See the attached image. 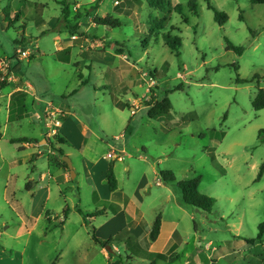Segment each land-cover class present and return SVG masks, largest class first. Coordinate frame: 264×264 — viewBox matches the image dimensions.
I'll use <instances>...</instances> for the list:
<instances>
[{
  "label": "crops",
  "instance_id": "obj_1",
  "mask_svg": "<svg viewBox=\"0 0 264 264\" xmlns=\"http://www.w3.org/2000/svg\"><path fill=\"white\" fill-rule=\"evenodd\" d=\"M18 1L25 3L30 18H34L38 23V32L35 41L33 37H30V40L36 44V51H33L30 49L33 42L25 39L28 28L25 24H21L25 19L24 13L18 11L16 7L10 8L11 2H7L2 11L4 22L0 28L9 29L11 27L9 20L21 24L22 39L17 43L19 46L16 52L20 47L25 48L24 50L32 54L30 58L35 56L34 54L38 55V58L33 57L35 62L43 61L42 57L46 56V53L41 50L40 40L43 37H40L55 33L54 50L50 55L62 65L64 70L73 72L70 68L73 67V74L77 75V82L60 97L64 100L67 97H79L82 92L93 89L95 93H104V97L109 98L107 102H110L111 106H109V113L106 112L108 121L118 113L121 114V120H124L122 114L127 112L126 102L133 105L135 100L132 101L131 98L124 100L127 98L125 95L124 98H121V95L115 96L113 86L124 89L130 84L138 85L142 82V71L136 63L130 62L125 53L127 36L116 34L113 32L115 29L97 26L94 19L114 17L121 22L120 27L124 20L131 19L137 23L136 36L144 35V32L150 31L149 21L147 30L140 28L142 24L144 25L141 23L140 13L145 5L144 1L52 0L62 5V14L54 18L52 26L44 19L47 0L36 2L14 0L13 2ZM145 1L150 8H153L150 0ZM63 3L69 6L68 22L74 24L75 17L78 14L82 16L78 21L79 29L76 34L67 29L63 18ZM177 3V1L174 2V6L179 5ZM9 10L14 19H11ZM147 44V47L143 46L145 53L149 51V42ZM98 54L99 57H97ZM105 58L107 62L104 61ZM22 60L16 59L17 63L10 60L9 64H6L7 61L4 59L0 61V70L9 65L11 74L7 84V87L11 89L10 92L5 96L4 90L7 87L0 90V163L1 167L4 164L9 167L8 173L3 177L5 179L4 197L17 219L12 221V225H8L5 221L0 225L1 228L7 225L6 229L0 231V264H127L121 260L122 256V258L130 256L133 264H150L154 256L158 254L167 256L178 254V257L173 262L158 260L156 264H219L223 260H226L227 264H264V250L262 253L255 252L261 244L264 247V238L262 242L249 244L246 241L248 238L241 233L245 225L247 209H240L239 216L233 220L231 218H235V215H228L227 212L220 214L217 222L230 217L226 226L232 235L234 233L235 235L232 239L220 241V247H217L215 241H207L204 235L199 234L201 232L199 226L205 225V222H202L205 221L204 217L212 215L213 211L205 213L199 209L200 211L197 212L195 208L183 202L182 194L178 196L169 188L172 184L176 185L175 183L163 181L161 177L163 170L159 169L167 158L157 157L152 163L142 160L145 159L143 157L139 159L141 163L150 164L155 177L160 178L156 185L150 173L142 172L136 177L134 168L138 162L136 154L130 153L122 162L115 158L116 155L128 150L126 147L120 149L115 143L107 142L105 138L113 140L119 138L116 141L121 139L125 141L129 128L83 126L77 118L78 108L60 102L56 105L50 103L43 109L42 115L40 113L34 115L36 120L44 123L45 126L40 128L38 136L31 137L20 133L9 137L7 134L9 125L24 123L29 115L26 106L29 96L34 101H38L33 86L18 75V72H21L20 61ZM95 62H103L105 65L102 68L100 64H97L100 66V70L97 71L94 68ZM92 75L100 76L102 79ZM77 100L79 98H74L75 102ZM2 104L5 106L3 107ZM3 108L6 112L4 124L1 120ZM156 119L172 123L171 114ZM125 123L126 118L124 126ZM21 139L29 141L11 142ZM3 143L17 146L18 155L14 161L6 159L2 154ZM136 145L133 143L135 153L147 151L146 147ZM57 150L64 151L65 156L71 159L75 179H72L68 165L67 167L63 165L65 162ZM17 165L28 166L27 173L23 175L24 186L26 187L27 182L31 183L32 190H26L28 193H22V187L12 188L13 179L19 178L14 168ZM111 165L117 180L115 191L110 189L108 182ZM29 168L32 169L31 172ZM186 179L192 178L186 177ZM182 180L177 179V181ZM229 199L233 201L232 198ZM53 200L56 204L51 207L50 203ZM243 202L245 203L246 200ZM66 208L69 211L67 216H64ZM97 210L103 213L91 218L86 217ZM158 214L162 215L161 232L158 239L151 242L149 231ZM197 215L202 218L199 223H197ZM92 228L100 240L113 239L109 245L112 252L93 240ZM38 229H41V236L44 237L40 242L41 245H48V240L51 241L44 263L34 260L28 252L27 243L23 244V248L15 245L16 239L29 240ZM125 230L134 239L129 242L126 239L116 240L115 237Z\"/></svg>",
  "mask_w": 264,
  "mask_h": 264
},
{
  "label": "rangeland",
  "instance_id": "obj_2",
  "mask_svg": "<svg viewBox=\"0 0 264 264\" xmlns=\"http://www.w3.org/2000/svg\"><path fill=\"white\" fill-rule=\"evenodd\" d=\"M13 1L0 0V26L4 22L2 11L6 3L11 2L10 8L16 7L24 13L25 19L21 24L28 28L26 41H29L30 37L35 41L38 23L34 18H30L25 3ZM143 1L145 5L140 13L141 23L145 26L142 24L140 28L145 31L149 21V27L152 22V28L157 24L163 26L162 30L157 31L153 37L149 31L136 36L137 23L131 19L124 20L120 28L113 30L118 35L127 36L125 53L130 62L136 63L142 71V82L138 85L130 84L124 89L113 86L115 96L121 95V98H124L125 95L127 98L124 100H135L133 105L126 102L127 112L122 114L124 120H121V114L118 113L108 121L106 112L109 113L111 106L110 102H107L109 98L106 99L104 93H95L93 89L74 97L79 98L77 102L74 98L67 97L64 100L60 97L77 82V75L73 74V67H70L73 72L64 70L50 55L54 50L55 33L40 37H43L40 40L41 50L46 56L42 57L43 61L35 62L33 57L38 58L37 54L30 58L32 54L21 47L16 52L19 46L17 43L22 39L19 22H12L13 25L6 30L0 28V61L4 59L6 64L11 61L17 63L16 59L21 58L20 52H27L30 59L20 61L21 72H17L24 81L33 86L38 97V101H34L29 96L26 103L29 115L26 121L9 125L7 134L9 137L20 133L31 137L38 136L40 128L45 126L37 121L34 115H42L48 104L56 105L60 102L78 108L77 118L83 126L129 128L125 141L112 138L105 140L115 143L120 149L126 147L129 152L125 151V158L130 153L137 155L138 162L134 166L136 177L142 172L150 173L156 185L160 178L155 177L150 164L141 163L139 159L143 157L145 159L142 160L152 163L157 157L167 158L159 170L171 171L180 180L186 177H200V192L216 199L212 215L205 216V221H202L205 225L199 226V234L204 235L207 241H215V245L220 247V241L232 239L235 233L232 235L226 226L230 217L218 222L217 218L221 213L227 212L228 215H235V218H231L233 220L239 216L240 209H247L241 233L248 239H255L259 225L264 222V174L257 180L260 167L264 163V143L259 138L260 130H264V110L256 111L252 105L259 90L264 89V5H254L250 0H209L215 8L228 16V22L220 26L215 22L214 13L209 9L206 0H194L197 4L196 14L188 6L192 0H166L171 7L167 6L165 11L150 8L148 2ZM176 1L184 7L182 15L172 9ZM47 4L44 19L52 26L54 18L62 14V5L52 0H47ZM9 12L11 19H14L12 12ZM164 18L167 20L164 21ZM185 18L189 20L188 23H185ZM167 34L181 38L180 56L165 45L163 36ZM147 42L150 46L149 51L145 53ZM228 42L236 47H244V52L239 55L235 51L227 50ZM35 48L36 44L33 42L30 49L36 51ZM140 58L143 60L140 61ZM30 61L32 62L28 64ZM104 61L107 62V59ZM94 64L97 71L100 70L97 64L102 68L105 65L103 62ZM8 66L0 70V83L5 78L9 82L11 74ZM92 76L102 79L100 76ZM238 79L246 82H238ZM179 86H182V89L174 91ZM10 90L7 87L4 95ZM166 91H170L167 96L173 107L172 123L148 117L149 105L165 97ZM5 113L3 108L2 124L5 123ZM133 143L138 147H146L147 151L135 153ZM2 148L4 157L14 161L18 155L17 146L3 143ZM28 166L30 167L29 163ZM28 166L14 167L19 178L13 179L12 188L22 187V193H28L23 184V175L27 173ZM8 169V165L1 167L0 163V225L4 221L8 225L17 221L4 197L3 177L8 173ZM169 188L178 196L182 194L174 184ZM52 202L50 205L54 207L56 201ZM201 220L197 215V223ZM6 227L7 225H4L3 229L0 227V231ZM43 239L41 229H38L29 240L16 239L15 245L23 248V244L27 243L28 252L34 260L44 263L51 241L48 240L49 244L43 246L40 243ZM263 250L261 244L255 252L262 253ZM219 264H227V261H220Z\"/></svg>",
  "mask_w": 264,
  "mask_h": 264
},
{
  "label": "trees",
  "instance_id": "obj_3",
  "mask_svg": "<svg viewBox=\"0 0 264 264\" xmlns=\"http://www.w3.org/2000/svg\"><path fill=\"white\" fill-rule=\"evenodd\" d=\"M208 2V7L210 10L213 11L214 13V19L215 22L218 23L220 26H224L227 22H228V16L226 13L219 11L217 8H215L209 0H206ZM252 4L254 5H264V0H250ZM150 5L157 9V10H161V11H165L167 6L171 7V4L169 2H167L166 0H150ZM64 9H63V18L66 21L67 24V29L71 32V33H78V21L82 18V16L80 14H78L75 19H74V24H72L71 22H68V5L63 3ZM189 9L191 11H193L195 14L197 13V4L196 1L192 0L191 2H189L188 4ZM172 9L174 11H176L179 14H183V10L184 7L182 5H176L174 7H172ZM164 21L167 20V18L163 19ZM185 23H188V19L185 18L184 19ZM68 22V23H67ZM94 23L97 26H101V27H106V28H118L121 25V22L114 18V17H105V18H95L94 19ZM9 25L12 26L13 23L11 20H9ZM153 23H150V36L153 37L154 34H156L157 31L162 30L163 26L160 25L158 26L156 24V26H154V28H152ZM164 42L166 44V46L177 56H180V47L182 45V40L180 37H172L170 34L164 35ZM227 50L229 51H235L237 54L241 55L244 52V47H236L232 44H230L228 42L227 45ZM236 70H238V68H236ZM238 82H246L243 80L238 79ZM8 82L7 81H3L0 83V90L4 89L7 87ZM182 86H179L177 88L174 89V91H178L181 90ZM166 96L163 97L160 100L155 101V103L153 105H149V110H148V117L150 119H156L158 117H162V116H169L172 112V103L170 101V99L168 98V94L170 93V91H166ZM253 108L256 111H262L264 110V89L259 90L258 94L255 96L254 100H253ZM259 138L260 141L264 143V130H260L259 132ZM23 141H29L28 139H21V140H12V143H19V142H23ZM57 152L59 153V155L61 157L65 156L64 151L62 150H57ZM63 165L65 167H67L66 163H63ZM264 174V163L262 164V166L260 167V172L258 174L257 180H260L263 177ZM161 177L163 179V181L165 183H175L177 185V187L180 189L181 193H182V199L183 202L195 209H200L205 213H211L215 207L216 204V199H214L213 197H210L208 195H204L200 192V185H201V178L200 177H196V178H192V179H186V180H182V181H177V178L175 176V174L171 171H162L161 172ZM108 182H109V186L110 189L112 191H115L117 189V180L115 177V173H114V168L113 165L110 166L109 172H108ZM26 189L27 190H32L31 188V183H27L26 185ZM11 202H13V200L11 199ZM69 209L66 208L64 210V216H67ZM80 213H83L82 211H79ZM103 211H99L97 210L96 212H94L93 214L87 215L86 217H95L97 215L102 214ZM161 227H162V215L158 214L155 223L153 225V227L151 228V230L149 231V240L151 242H155L161 232ZM196 228V225H195ZM258 235L255 239H247L246 241L251 244V243H256V242H262L263 238H264V222H262L259 227H258ZM92 233H93V240L99 244L101 247L106 248L107 246L111 245L113 239L107 240V241H102L99 238L96 237L95 235V231L94 228H92ZM116 240L119 241H123L124 239H126L128 242L132 241L134 238L130 236L129 232L127 230L120 232L116 237ZM178 254H172V255H163V254H158L154 256L153 261L150 264H156L158 260H163V261H170L173 262L177 259ZM121 260L127 264H133L131 262V257L127 256L126 258H122Z\"/></svg>",
  "mask_w": 264,
  "mask_h": 264
},
{
  "label": "built area",
  "instance_id": "obj_4",
  "mask_svg": "<svg viewBox=\"0 0 264 264\" xmlns=\"http://www.w3.org/2000/svg\"><path fill=\"white\" fill-rule=\"evenodd\" d=\"M117 4H118V2H117ZM20 54H21V58L20 59H23V60H29V56H28V53L27 52H20ZM7 78H5V79H3V81H7L6 80ZM48 120H49V118H48ZM119 138H117L116 140H118ZM126 152L125 151H123V152H121L119 155H116L115 156V158L119 161V162H122L123 160H124V158L126 157Z\"/></svg>",
  "mask_w": 264,
  "mask_h": 264
},
{
  "label": "water",
  "instance_id": "obj_5",
  "mask_svg": "<svg viewBox=\"0 0 264 264\" xmlns=\"http://www.w3.org/2000/svg\"><path fill=\"white\" fill-rule=\"evenodd\" d=\"M46 148H47V146H46ZM63 161L68 165L69 169L71 170L72 179H75V173L73 171V164H72L71 159L68 156H64L63 157ZM196 211L199 212L200 210L199 209H196ZM107 250L109 252H112L113 251L110 246H107Z\"/></svg>",
  "mask_w": 264,
  "mask_h": 264
}]
</instances>
